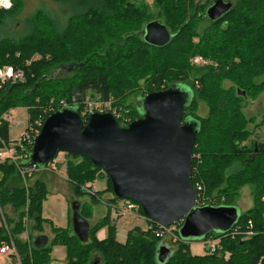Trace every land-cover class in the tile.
Masks as SVG:
<instances>
[{
  "label": "trees",
  "instance_id": "obj_1",
  "mask_svg": "<svg viewBox=\"0 0 264 264\" xmlns=\"http://www.w3.org/2000/svg\"><path fill=\"white\" fill-rule=\"evenodd\" d=\"M11 1L9 9H0V22L20 11L22 3ZM52 1L66 2L65 13L66 8L71 11L61 25L38 13L28 34L0 37V68L10 65L24 74L23 81L0 83V147L2 142H14L9 138V121L3 118L11 108H26L27 129L64 106L74 107L85 119L82 108L89 93L100 99L112 96L129 107L125 99L135 90L143 96L183 84L191 89L183 121L197 124L190 171L192 185L202 186L197 205H234L245 185L251 186L253 204L228 231L205 236L216 238L214 251L205 247L202 254L191 253L188 241L179 235L180 222L174 224V241L159 224L146 220V228L134 226L121 243L111 223V207L119 199L112 194L109 177L87 157L65 153L67 179L79 205L85 207L80 214L89 222L87 241L81 242L72 226H53L42 216L46 182L37 178L26 186L17 168L28 159L17 163L5 159L0 160V246L11 238L16 254L10 255L18 264H50L57 245L65 249L64 264H264V139H250L249 125L255 119L244 111L247 100L264 94V0H230V9L214 21L205 15L213 0L202 5L194 0H151V7L144 0ZM202 19L208 23L198 31ZM151 20L171 33L165 45L143 40L144 26ZM195 55L208 61L193 64ZM61 72L66 75L60 76ZM61 99L66 103L59 104ZM201 102L207 108L203 116L197 113ZM130 111L131 120L141 116L135 106ZM99 178L105 180L101 190L93 187ZM104 194L110 195L106 210L90 222ZM82 197L88 201L82 203ZM6 207L13 217L2 212ZM136 210L143 216L139 206ZM25 216L36 236L50 225L48 244L37 248L34 239L22 238ZM104 226L108 232L98 238ZM163 243L171 254L160 263L156 252Z\"/></svg>",
  "mask_w": 264,
  "mask_h": 264
},
{
  "label": "water",
  "instance_id": "obj_2",
  "mask_svg": "<svg viewBox=\"0 0 264 264\" xmlns=\"http://www.w3.org/2000/svg\"><path fill=\"white\" fill-rule=\"evenodd\" d=\"M230 7V1L213 0L205 15L214 21ZM142 36L149 44L163 46L172 35L164 24L151 20ZM189 98V91L179 85L146 93L138 107L141 116L126 126L118 125L111 112H92L83 119L74 107L64 106L42 122L27 164L43 167L57 152L85 156L109 177L113 196L137 203L146 220L161 226L180 222L178 232L185 241L226 232L238 218L236 207L198 206L190 180L197 124L183 121ZM71 209L73 234L85 242L89 222L80 215L78 201ZM47 239L38 235L33 244L41 248ZM170 254L167 244L158 246V262Z\"/></svg>",
  "mask_w": 264,
  "mask_h": 264
},
{
  "label": "rangeland",
  "instance_id": "obj_3",
  "mask_svg": "<svg viewBox=\"0 0 264 264\" xmlns=\"http://www.w3.org/2000/svg\"><path fill=\"white\" fill-rule=\"evenodd\" d=\"M22 3V7L19 12L16 14H13L12 16H6L3 21L0 22V37H7V38H20L26 34L29 33L32 25V18L36 14H45L50 18H53V21H58L59 25H61L64 22L65 15L67 17L68 13L71 11H68L66 8V13L64 7H66V2L64 4H55L52 0H19ZM209 0H194V3L196 5H202L206 4V2ZM230 1V0H225ZM144 2L147 3V5L150 6L151 0H144ZM151 7V6H150ZM152 9V8H151ZM199 14H202V11H200ZM207 17V16H206ZM208 23L207 19L199 20L197 30L201 31L202 28ZM199 56L195 55L194 57ZM192 57V63L193 62ZM201 60H203L200 64L196 65H202L203 63H206L208 60L204 59L200 56ZM65 73H60V76H65ZM181 86V88L188 90L191 96V89L188 88L186 85L183 84H176L175 86ZM142 98V92L141 90H135L131 94H129L125 101L127 104H130L129 107H125L124 105H120L117 101L118 99H115V105L120 106L123 110L128 111V117L130 116V110L131 107H139L140 100ZM98 99V96L96 94H88L87 99L85 103L88 101L96 100ZM66 103L65 100H60L59 104ZM119 104V105H118ZM85 105V104H84ZM207 111L206 106L204 103H199L197 113L199 115H205ZM244 111L247 115L252 116L255 120L253 123L249 125V128L253 130V134L251 136V140L253 139H264V125H259L260 122V116L264 111V94L260 95L256 100H247L246 105L244 107ZM3 118L5 120L9 121V138L11 141H15L19 138L20 134L24 130L25 126L27 125V110L25 107H14L11 108L6 114L3 115ZM258 124V125H257ZM256 125V126H253ZM250 141V140H248ZM248 143V142H247ZM63 157L65 158V152L63 153ZM64 158L61 162H57L58 166L56 167V170L51 171L48 169H42L38 170L36 172H32L28 176H25V182L23 181L24 185L29 186L33 183L35 179H42L46 182L48 193L46 195L45 200L42 203V216L45 218L50 219L52 222L51 224L53 226L57 227H71V219H72V209L71 205L73 201H78V199L75 197L72 185L69 183L66 172H65V161ZM66 160V158H65ZM20 175V174H19ZM21 177V176H20ZM22 178V177H21ZM29 178V179H28ZM93 187L95 189L101 190L105 187V180L104 178L97 179ZM251 186L245 185L243 186L238 194L237 199L235 200L234 206L236 207L238 215L242 212L246 211L248 208H250L253 204L252 196H251ZM109 194H104L100 198V202L98 203V206L94 207V214L92 215V219L90 222L96 221L98 218H100L105 210L107 203L109 201ZM119 199V198H117ZM80 201L83 203L85 201H88L86 197L80 198ZM79 202V201H78ZM124 203L123 199H119L116 202V206L121 207V205ZM100 204V205H99ZM84 212L85 207L79 205V213ZM5 213L8 217H13V213L10 210V207H6L2 211ZM81 215V214H80ZM82 216V215H81ZM112 218V224H113V230H114V237L118 242L123 243L125 241L127 231L134 226H140L142 228L147 227L146 219L144 216L140 215L136 209L128 210L121 212L120 210L116 209L115 207H111V214ZM3 220L1 209H0V223ZM32 221L29 220L26 216L24 217V225L25 229L22 233V238L32 242V240L37 235V231L31 229ZM100 230H103L104 232H108V229L106 226L101 228ZM44 234L48 236L46 244L49 243L52 232L50 230V225L45 224L44 225ZM165 240V238H162V242ZM202 239L197 237H189L188 244L189 249L191 253L193 254H202L205 251V246L201 242ZM4 259V258H2ZM13 261L14 258L12 259ZM5 261V259H4ZM4 261L0 260V264H5ZM66 261L65 258V249L63 246H53L51 251V261L50 264H64ZM6 262V261H5ZM6 263H10L7 262ZM18 263V261H17Z\"/></svg>",
  "mask_w": 264,
  "mask_h": 264
},
{
  "label": "built area",
  "instance_id": "obj_4",
  "mask_svg": "<svg viewBox=\"0 0 264 264\" xmlns=\"http://www.w3.org/2000/svg\"><path fill=\"white\" fill-rule=\"evenodd\" d=\"M12 6L11 0H0V9H9ZM203 60H201L200 56H196L193 58V62L196 64H200ZM24 80V74L23 71L20 69H14L10 65H6L2 68H0V83H8V82H16V81H23ZM82 108V114L87 118V115L92 112H111L114 116L115 120L117 121L118 125L120 126H126L131 120V118L128 117V111L123 110L120 106L115 105V99L112 96L107 97L106 99H96L92 101H88L87 103H84ZM8 121V120H7ZM42 124L36 123L35 126L30 125L27 129L24 128L22 133L20 134L19 138L15 140L14 142H10L9 144H5L2 142V146L0 147V160H8L12 161L14 163H17L23 159H28L29 154L27 151L29 150V147H32V142L34 136L39 132L40 127ZM63 153L64 152H57L56 155L47 161V163L43 167H39L35 163L26 164L23 166L18 165V172L20 176L22 177L23 181L25 180V176H28L32 172H36L38 170L42 169H48L51 171L56 170V167L58 166L57 162H61L63 160ZM65 161V158H64ZM25 182V181H24ZM197 197L198 192L202 189V186L199 183H196L194 186ZM93 192V190H92ZM124 203L119 206H113L116 209L120 210L121 212L136 209L138 206L137 203L131 200H123ZM264 201V197H263ZM163 229L162 231H165L170 236V239L172 241L176 240L177 237L174 234V230L176 229V225L172 224L170 227L167 226H161ZM9 243H4L2 246H0V253H13L16 254L14 244L12 242V239L9 238ZM203 245L209 250L214 251L215 250V242L216 238L212 236H208L206 238H203L201 240Z\"/></svg>",
  "mask_w": 264,
  "mask_h": 264
},
{
  "label": "crops",
  "instance_id": "obj_5",
  "mask_svg": "<svg viewBox=\"0 0 264 264\" xmlns=\"http://www.w3.org/2000/svg\"><path fill=\"white\" fill-rule=\"evenodd\" d=\"M44 218H45V217H44ZM47 219H48V218H47ZM49 220H50V219H49ZM50 221H51V220H50ZM51 222H52V221H51ZM105 234H106V232H104L103 230H99V231L97 232V237H98V238H103V237L105 236ZM2 258H4L6 262H7V260H8V262H10V263H6V262L4 261V259H2ZM12 259H13V258H12V256L10 255L9 252H6V253H0V260H1V261H4L5 264H18L17 261H13Z\"/></svg>",
  "mask_w": 264,
  "mask_h": 264
}]
</instances>
